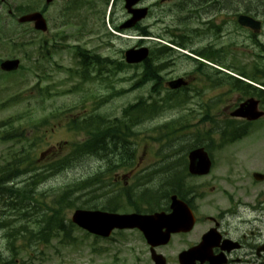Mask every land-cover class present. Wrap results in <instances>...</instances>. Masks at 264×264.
<instances>
[{"label":"flooded vegetation","instance_id":"flooded-vegetation-1","mask_svg":"<svg viewBox=\"0 0 264 264\" xmlns=\"http://www.w3.org/2000/svg\"><path fill=\"white\" fill-rule=\"evenodd\" d=\"M241 2L39 0L37 9L31 11L42 14L46 28L38 31L32 22L20 24L39 32L46 57L70 49L74 62L80 58L87 62L90 76L122 77L129 71V77H153L160 82L183 78L186 87L170 89L171 96L187 93L189 100L199 97L205 106L212 77L215 89H220L222 40L228 32L229 36L234 34L230 26L239 6L254 5V0ZM3 16L0 4V18ZM175 26L183 28L180 41L175 38ZM84 36L96 44L93 53L79 46L78 40ZM176 45L185 48L190 53L187 59L192 61V68L180 74L172 70ZM143 48L147 55L125 68L127 51ZM104 49L110 53L101 52ZM94 62L106 67L96 65L95 69ZM245 98L242 96L236 107ZM244 121L255 122V132L264 134V120ZM246 137L251 136L200 135L195 138L200 143L213 138L225 143L218 150L207 151L212 165L209 173L189 172L190 152L199 144L181 152L182 156H172L180 152L171 151L157 158L160 161L155 162L158 166L152 170L150 183L142 182L146 153L93 152L96 161L89 173L90 183L107 181L112 189L105 195L107 209L152 215L149 219L154 220L130 230L133 241L126 244L132 247L133 255L129 262L124 259L117 264H264V149L258 151L263 155L261 160L249 151L225 150ZM251 144L264 146V135L256 136ZM158 213L161 215H155ZM146 234L153 238L147 239Z\"/></svg>","mask_w":264,"mask_h":264},{"label":"rangeland","instance_id":"rangeland-1","mask_svg":"<svg viewBox=\"0 0 264 264\" xmlns=\"http://www.w3.org/2000/svg\"><path fill=\"white\" fill-rule=\"evenodd\" d=\"M38 3L39 0H0L5 13L0 20V59L16 57L20 59L22 65L19 70L7 76L0 72V121L7 122L12 117L20 116L28 122L29 127L24 131L27 132V140L34 141L35 145L33 151H30L32 157L28 152L25 153L26 162L31 163L33 160H38L40 152L43 150L45 152L39 163L36 164L39 168L35 169L36 172H43V175L33 177L34 180L38 179V183L35 184V191L30 194L33 196L30 202L33 206V213L40 209L35 200L41 207H45L56 200H60L63 196L62 215L65 222L68 223L75 207L91 208L96 206L101 208L105 204V197L94 200V196L87 195L86 190L78 191L80 180L85 178L90 173L91 168L95 166V160L90 157L81 158L73 165L62 167L60 170L46 167V165L53 164L56 159H61L63 155L67 154L69 145L65 144L82 140V135L79 132L73 133L72 130H69L67 123L72 118L81 117L91 111L100 117H118L123 107L135 103L141 95L146 97L149 94V85L138 88L131 87L136 77H129L131 74L129 71L122 77H113L114 79L108 76L101 78L90 76V79H82L78 75L70 74L69 71L59 72L56 70L73 68L77 71L80 68L71 59L70 49L60 50L61 52L52 58L44 57L42 51H45V48L40 43L39 32H34L26 24H19L15 19L19 14L16 7L27 12L29 11L28 8L30 10L36 8L33 5ZM8 9L13 15L8 13ZM258 16L264 20L261 13ZM6 24H10V26H5ZM230 28H235V25L230 26ZM229 35L230 32L222 40L221 45L223 66L229 64L236 69L246 68L248 72H250V67L255 65L264 67V26L261 33L252 39L248 38L246 32L240 28L234 39ZM78 41L80 47L89 49L91 53L97 49L96 44L88 36H84ZM14 42L22 45L14 46L12 45ZM89 42L92 44L89 45ZM64 45L67 46V44ZM50 50L52 51L51 48ZM101 52L110 53L109 50L105 49ZM180 54L184 53L178 52L173 58L172 64V70L177 74L192 68V61ZM57 66L59 68H56ZM167 80L169 79L166 78L165 81ZM111 81H113L116 90L124 88L128 91L117 93L114 97H105L113 91ZM255 83L264 89V77L258 76ZM74 86L76 87L73 88ZM211 87L205 106H201L202 101L199 100V97H192V100H188L185 106L164 108L153 117L135 124L133 130H135L136 135L128 136L131 141L130 149L136 150L138 153L147 152L145 161L149 162L148 166H151V158H149L148 152H159L160 157L171 151L184 150V146L187 147L192 136L204 135L207 132L213 136L218 135L220 131L214 132L215 124L213 122L219 124L227 122L231 118L230 112L240 96L238 91L230 86L222 84L220 89ZM8 98H16V100L13 103H7ZM172 120H175L174 128L177 129H180L184 122L193 124V126L185 129V133L189 134L182 136L183 132L179 130L171 137L161 139L164 136L162 133L166 131L164 129L159 131L157 128ZM250 135V138H246L225 150L249 151L250 156L254 155L257 159L262 156V159L263 155L258 151H262L264 146L254 147L251 142L255 141L256 136L264 134L254 132L253 126H251ZM185 143L187 145H184ZM151 145L152 150H148ZM54 146L58 149L55 151L51 149L48 152V148ZM22 150H24L22 142H0V165L9 159L15 151L20 152ZM177 155L181 156L182 154L173 156ZM21 164L22 168H28L29 164L23 165V159ZM30 166L33 165L30 164ZM51 171L55 173L50 174ZM33 173L34 171L28 168L24 175L14 179L12 183L17 186L25 184ZM64 192H68V196L75 200L71 207H65L68 201ZM87 197L89 198L86 200ZM83 200L88 203L83 204ZM4 210L6 209L4 208ZM8 220L12 223L9 225L11 227L29 224L30 227L35 226L37 228L28 219L17 220L12 216ZM8 229V226L0 225V264H117L130 256L127 250L121 248V242L116 241L119 240V236L116 234L107 240H95L92 236L85 235L83 230L74 228L71 233L72 236L66 241H60L59 236L43 243L41 240L30 236L29 233L23 234V231L13 232V237L7 238ZM93 247L105 248L106 251L96 254L92 251Z\"/></svg>","mask_w":264,"mask_h":264},{"label":"trees","instance_id":"trees-1","mask_svg":"<svg viewBox=\"0 0 264 264\" xmlns=\"http://www.w3.org/2000/svg\"><path fill=\"white\" fill-rule=\"evenodd\" d=\"M235 1L242 3V0ZM260 1L261 0H254V6L256 9H264V6L260 4ZM257 71H260V69H256V72ZM148 80L152 82L157 81L154 78H144L139 82V85ZM232 82L233 81L231 79L227 78H224L223 80L224 84L233 86ZM153 91H155V88H153ZM152 104L154 103L147 104L145 101L140 100L138 104L128 107V109L123 111L126 116L124 121L120 119H112L103 122L101 125L99 124V119L97 118L96 122H98V126L94 120V124L96 126L93 125L90 128L89 139L81 146L82 150L80 154L94 149H96V151L128 150L129 148L126 145V137L135 133L133 126L158 112L157 107ZM20 121L21 117L19 116L12 117L7 122L4 120L0 121V141H7L9 139L22 137L23 133L21 131L19 132L18 130L22 129L24 124L19 123ZM15 123L19 124L16 126ZM165 128L170 129L171 133L175 132L173 127L165 126ZM124 142H126V144ZM22 159L23 165H35V161H32L31 163L26 162L24 155L20 154H13L12 157L5 160L0 165V225L3 227H9L6 237L12 238L13 232L23 231V234L30 232L38 240L44 242L49 241L50 238L58 237L60 234V239L64 241L68 237L69 231L72 227L71 224L66 227V224H64V221L61 218V210L64 207V197H62L61 200L57 202H53L52 206H46L42 215L38 217L36 212L33 213V206L30 204L32 201V196L30 194L33 192L34 184L37 183V181L30 179L29 182H26L24 185L22 184L20 186H15L11 183L14 179L20 177L25 173V171H27V168H22ZM29 165L27 166L28 168ZM66 199L69 200L67 196ZM66 207H70V205H67ZM4 208L6 210H4ZM12 216L17 218V220H27L28 217L31 216L33 219H35L34 223H38L37 227L39 225V228L38 230L37 228H28L27 224H20L17 227H11L9 225L12 223H10V220L8 219ZM8 243H10L9 240Z\"/></svg>","mask_w":264,"mask_h":264},{"label":"water","instance_id":"water-1","mask_svg":"<svg viewBox=\"0 0 264 264\" xmlns=\"http://www.w3.org/2000/svg\"><path fill=\"white\" fill-rule=\"evenodd\" d=\"M47 1H50V0H47ZM19 21L20 22L33 21L34 27L36 29L45 28L44 20L42 19L41 14L38 12L24 15L19 18ZM239 22L243 25H249L253 27L254 29H258V22H255V21L253 22V20H250L248 18L241 17L239 18ZM17 64H18L17 60L5 61L1 64V66L3 69L12 70L17 67ZM170 85L171 87H177L179 84L176 81V82L171 83ZM255 104L256 102L252 100L247 101L239 109V111H246V112H242V113L236 112L235 115H242V116L245 115L246 116L247 115L246 113L249 110H253ZM249 118H253V116H249ZM196 151H200V150H196ZM191 158L194 159V156L191 155ZM205 166L206 167L203 173L207 172V169L209 167L208 162ZM190 169L192 171H195V165L191 164ZM72 221L92 233L107 236L109 235L113 227L123 228V227L135 226L137 223V218H136V215H111V214L100 213V212L76 210L72 216Z\"/></svg>","mask_w":264,"mask_h":264},{"label":"bare ground","instance_id":"bare-ground-1","mask_svg":"<svg viewBox=\"0 0 264 264\" xmlns=\"http://www.w3.org/2000/svg\"><path fill=\"white\" fill-rule=\"evenodd\" d=\"M233 1V0H232ZM101 61V60H100ZM121 145V144H120Z\"/></svg>","mask_w":264,"mask_h":264}]
</instances>
